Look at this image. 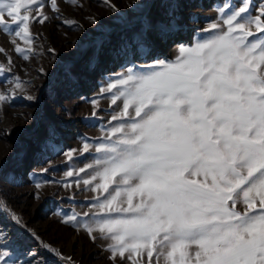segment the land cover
Segmentation results:
<instances>
[{"label":"snow or ice","instance_id":"snow-or-ice-1","mask_svg":"<svg viewBox=\"0 0 264 264\" xmlns=\"http://www.w3.org/2000/svg\"><path fill=\"white\" fill-rule=\"evenodd\" d=\"M105 3L118 11L112 0ZM49 4L59 14L57 0ZM44 7L43 0H0V30L14 37L15 51L25 60L35 51L30 24L49 19ZM146 7L123 38L122 50L166 38L183 5L181 0H149ZM215 10L216 19L202 29L212 33L207 38L179 46L174 60L126 67L100 90L120 111L111 116L103 138L94 141L99 155L86 165L94 174L83 183L107 195H98L83 213L91 222L81 225L75 212L63 222L82 226L93 241L97 234L111 240L107 248L113 264L117 258L133 261L134 255H146L145 264H153L154 254L156 264L161 256L165 264H186L192 249L194 264H264V0H239L238 6L223 0ZM110 43L109 36L94 39L90 64ZM6 71L11 69L0 65V73ZM11 83L13 88L0 91V102L17 89L24 92L28 82L17 76ZM91 147L85 142L81 152ZM76 152L65 155L71 159ZM97 177L100 182L93 185ZM116 177L110 189V178ZM0 209L22 230L13 259L8 233L0 228V241H5L0 264H44L24 246V234L39 240L36 233L6 204Z\"/></svg>","mask_w":264,"mask_h":264},{"label":"rangeland","instance_id":"rangeland-1","mask_svg":"<svg viewBox=\"0 0 264 264\" xmlns=\"http://www.w3.org/2000/svg\"><path fill=\"white\" fill-rule=\"evenodd\" d=\"M43 2V12L49 19L44 24L38 21L30 24L35 51L27 53L29 59L15 51L11 42L14 37L0 30V48L4 49L0 52V65L11 69L0 73V91L13 88L11 81L17 76L28 82L24 92L17 89L16 95L0 102V203L6 204L39 237L37 240L24 234V246L37 252V260L44 264H68L65 259L68 257L72 264H113L107 248L111 240L97 234L93 241L82 226L63 222L73 212L80 214L81 225L91 222L83 213L89 211L94 198L107 195L102 189L93 191L83 183L94 174L86 165L94 164L99 155L94 141L103 138L111 116L120 111L111 104L110 96L101 95L100 90L108 84L109 76L126 67L174 60L179 46L190 47L197 39L207 38L212 33L202 29L216 19L215 9L223 0H181L179 20L166 38L153 37L150 44L127 52L121 48L122 40L146 14L149 0H112L118 11H113L105 0H77V4L57 0L59 14L52 11L49 0ZM259 2L254 0V4ZM233 3L238 6L239 0ZM5 20L11 23L7 16ZM64 20L76 24H65ZM100 36H109L111 43L90 64L92 42ZM15 39L25 47L19 38ZM28 95L34 99H27ZM117 104L122 108L121 101ZM85 142L92 147L81 152ZM70 149L77 150L71 159L65 155ZM81 168L85 172H79ZM69 170L73 176L67 175ZM116 180L118 177L110 178V189ZM98 182L99 177L93 185ZM133 199L135 202L137 198ZM0 228L8 233V250L15 259L20 243L17 236L22 230L4 209H0ZM42 244L57 249L61 255ZM190 256L186 264H194V249L190 250ZM156 260L154 254L153 264ZM145 261L146 255L143 258L134 255L133 261L117 258L115 264H145ZM159 264H165L163 256Z\"/></svg>","mask_w":264,"mask_h":264}]
</instances>
